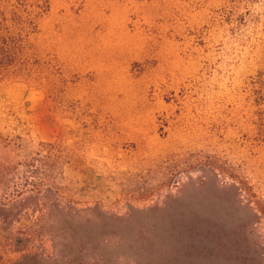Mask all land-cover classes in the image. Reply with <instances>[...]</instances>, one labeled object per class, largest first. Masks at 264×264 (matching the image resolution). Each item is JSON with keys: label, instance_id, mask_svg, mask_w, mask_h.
<instances>
[{"label": "rangeland", "instance_id": "obj_1", "mask_svg": "<svg viewBox=\"0 0 264 264\" xmlns=\"http://www.w3.org/2000/svg\"><path fill=\"white\" fill-rule=\"evenodd\" d=\"M46 2L27 9L26 67L0 84V159L59 144L53 182L65 199L129 220L157 260L187 248L155 212L167 209L200 229V264H217L218 250L234 259L233 232L264 254L250 198L223 192L244 183L264 210V0ZM17 228L0 223V264L37 252L38 242L16 250Z\"/></svg>", "mask_w": 264, "mask_h": 264}, {"label": "trees", "instance_id": "obj_2", "mask_svg": "<svg viewBox=\"0 0 264 264\" xmlns=\"http://www.w3.org/2000/svg\"><path fill=\"white\" fill-rule=\"evenodd\" d=\"M10 2H13L12 9L6 11L8 6L3 7L0 0V84L20 74L28 63L27 39L35 33L36 26L33 12L27 9L44 11L47 5L46 0H5L6 4ZM20 10L22 14L18 13ZM64 161V152L57 143L38 144L16 164L0 159V223L8 230L18 224L14 235L7 234L17 251L28 246V242L39 244L36 253H27L14 264H119V259H125L122 264H200L203 261L199 254L203 238L200 229L188 224L176 225L172 220L174 213L168 209L155 212L169 214L173 224L171 239L187 246L186 253L172 260L166 256L157 260L150 235L134 236L128 229H135L129 220L108 217L96 209H78L53 182ZM227 191L233 192L237 199L241 198L239 194L246 195L248 201L250 198L246 208L252 219L264 221V210L246 184L239 182L223 192ZM32 216H35L32 224L22 223L31 222ZM233 219L230 214L228 222ZM233 236L235 258L225 257V251L218 250L217 264H264V254L256 255L252 246L241 245L237 232ZM45 240L51 245L50 255L42 246ZM126 252L130 254L124 255Z\"/></svg>", "mask_w": 264, "mask_h": 264}]
</instances>
